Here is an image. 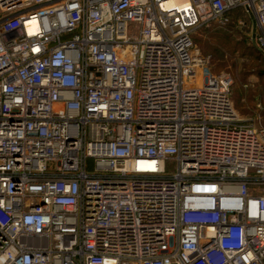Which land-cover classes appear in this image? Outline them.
I'll return each instance as SVG.
<instances>
[{
    "label": "built area",
    "instance_id": "obj_1",
    "mask_svg": "<svg viewBox=\"0 0 264 264\" xmlns=\"http://www.w3.org/2000/svg\"><path fill=\"white\" fill-rule=\"evenodd\" d=\"M168 1L0 0V264H264V126L191 37L264 56V0Z\"/></svg>",
    "mask_w": 264,
    "mask_h": 264
},
{
    "label": "rangeland",
    "instance_id": "obj_2",
    "mask_svg": "<svg viewBox=\"0 0 264 264\" xmlns=\"http://www.w3.org/2000/svg\"><path fill=\"white\" fill-rule=\"evenodd\" d=\"M237 18L241 21L242 26H236V23H230L224 27H218L214 24H211L208 27H200L193 32V44L195 48H197L202 56L209 58V70L214 75H229L232 79V74L236 70L237 72L242 70L243 64H248L250 61L249 58L242 57L237 52L232 56L226 57V67L219 72H216L215 64L212 63V56L215 53L214 45L220 47L219 42L217 40H212L211 37H208L209 31H221L224 34L230 35L232 39L235 40H243L244 44L249 46L252 45L249 39V28H250V20L243 12L237 11L235 12ZM253 46V45H252ZM263 65V62L256 61L257 68H260ZM236 68V69H235ZM249 69L247 75L248 78L242 84V92L243 95L237 102L238 107L232 98V105L235 112L239 115V117L244 119L253 120V126L256 129H259L264 126V89H262L261 84L254 70ZM232 86V85H231ZM232 93V91H231ZM250 94V98L252 102H250L245 95ZM232 95V94H231ZM232 97V96H231ZM173 170L171 168L167 169V172L170 174Z\"/></svg>",
    "mask_w": 264,
    "mask_h": 264
},
{
    "label": "trees",
    "instance_id": "obj_3",
    "mask_svg": "<svg viewBox=\"0 0 264 264\" xmlns=\"http://www.w3.org/2000/svg\"><path fill=\"white\" fill-rule=\"evenodd\" d=\"M208 37H211L212 40H217L219 42L220 47L214 45L215 53H213L212 63H214L216 66V72H219L220 70H223L226 67V57L232 56L235 53L239 52L242 57L249 58L250 61L248 64H243L242 70L240 71H234L232 74L233 83L231 86L232 91V97L233 98L236 107H238L237 102L243 95L242 92V84L245 82V80L248 78L249 75V69L254 70L255 74L257 75L259 82L261 84L260 87L264 89V56L252 45H245L243 40H235L232 39L230 35L224 34L221 31H209ZM193 39V34H192ZM256 61L263 62V65L260 68H257ZM236 69V68H235ZM247 99L252 102V99L250 98V94L245 95Z\"/></svg>",
    "mask_w": 264,
    "mask_h": 264
},
{
    "label": "bare ground",
    "instance_id": "obj_4",
    "mask_svg": "<svg viewBox=\"0 0 264 264\" xmlns=\"http://www.w3.org/2000/svg\"><path fill=\"white\" fill-rule=\"evenodd\" d=\"M167 6H170V7H177V8H187V1L186 0H169L167 3H166ZM182 9V10H183Z\"/></svg>",
    "mask_w": 264,
    "mask_h": 264
}]
</instances>
